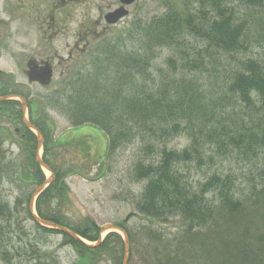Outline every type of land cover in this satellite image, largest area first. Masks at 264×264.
<instances>
[{
	"label": "rangeland",
	"instance_id": "rangeland-1",
	"mask_svg": "<svg viewBox=\"0 0 264 264\" xmlns=\"http://www.w3.org/2000/svg\"><path fill=\"white\" fill-rule=\"evenodd\" d=\"M203 1L138 0L137 6L130 8L131 14L127 18L113 25L104 17L115 5V0H0V70L13 75L18 84L26 83V58L42 46L39 38L52 36L51 31H57L59 33L53 35L49 45L54 54L58 52L67 58L57 72L54 86L58 87L60 71L73 68L83 72L97 53L99 43L116 37L125 38L135 27L145 29L152 20L164 16L169 10L180 12L184 19L190 14L201 17L205 12ZM255 1H223V5L234 8L238 20L248 26L246 48L240 53L229 54L207 48L204 40L185 32L180 47L154 49L155 55L148 67L149 76L145 74L139 84L143 81L147 91L167 87L171 93L179 88V84L200 90L214 110V115L210 111L204 113L208 128L233 121L238 124L244 121L255 130L263 127L264 113L230 99L227 86L242 61L264 59V0ZM78 32L85 38L88 34L89 42L82 40L83 36L79 37ZM75 42L86 51L77 54ZM132 43L128 41L126 44L129 48L135 47ZM69 52L74 54L72 60L68 59ZM172 59L176 60V68L170 64ZM33 88L37 97L50 93L49 90ZM255 105L259 106V103L255 102ZM190 106L195 113L191 115L193 122H188V116L186 120L191 125L168 135L156 131L155 124L151 129L150 119L148 125L135 119L141 117V112H128L122 127L126 137L109 153L106 132L99 135L95 130L90 135L86 131L74 136L77 130L72 129L79 126H74L59 110L49 108L55 120L56 135L66 132L69 135L54 136L51 143L55 144L52 146L54 164L62 171L82 174L66 176L64 186H67L68 197L57 200L58 196H55L52 200L51 204L57 207L61 218L77 228L92 223L104 228L125 221L132 234L128 264H239L236 261L240 255L238 250L264 247V146L252 151L244 143L235 145L227 136H220V140L212 134L201 136L199 122H195L198 112L195 105ZM0 122L4 134H8V122L3 117ZM1 133L2 130L0 200L13 210V217L6 224L0 221L5 227L0 239V264H122L123 240L112 243V247L97 255H86L82 259L79 248L67 241L64 234L44 231L36 225L28 216V204L25 203L35 188L19 178L20 169L28 164L29 159L17 143L21 139L14 134L13 128L10 136ZM195 138L203 151L202 156L178 164L183 176L199 189L213 174L229 175L234 181L235 197L242 201V210L233 215L218 208L213 220L195 229H191L179 215L153 219L140 214L137 202L148 180L136 176V165L157 164L162 158V150L183 151ZM43 152L41 149L40 156ZM42 172L46 178L51 177L45 169ZM207 196L214 199L212 203L216 202L213 192ZM18 200L23 204L18 205ZM33 211L36 213V208ZM110 232L113 231H105L103 237Z\"/></svg>",
	"mask_w": 264,
	"mask_h": 264
},
{
	"label": "trees",
	"instance_id": "trees-1",
	"mask_svg": "<svg viewBox=\"0 0 264 264\" xmlns=\"http://www.w3.org/2000/svg\"><path fill=\"white\" fill-rule=\"evenodd\" d=\"M223 1L204 0L205 12L201 17L190 14L184 19L180 12L169 10L164 16L154 19L145 29L135 27L125 38L116 37L114 40L99 43L97 53L95 52L89 67H85L83 72L70 73L66 89L52 93L49 103L67 116L73 125L91 124L106 132L108 153L120 146L126 137L123 136L122 127L125 126L128 112L129 114L133 111L141 112V117L135 119L145 125L150 123V119L153 123L149 126L151 129L155 124L156 131L168 135L169 132L179 133L191 125L189 123L193 122L191 115L194 112L191 111L190 104L195 105L194 108L198 112V115H195V122H199L201 136H206L204 133L207 136L212 134L218 136L219 140L220 136L223 138L227 136L235 145L244 143L252 151L264 146V126L255 130L248 127L244 121L240 124L233 121L230 124L220 123L216 128L213 125L208 128L204 113L210 111L214 115V110L206 103L200 90L189 89V86H180L179 83L173 82L174 85L179 84V88L174 92L170 93L167 87L147 91L143 81L139 84L145 74L149 76L148 67L150 59L155 55L154 49L180 47V40L185 32L195 34L198 39L207 43V48L215 51L237 54L244 50L248 26L245 22L239 21L237 11L228 4L223 5ZM128 41L133 42L135 47L129 48L126 44ZM181 58L183 59V56ZM170 64L176 68L175 59L170 60ZM227 86L230 99H236L245 103L247 107L257 108L260 113H264V59L249 58L242 61L241 67L232 73ZM7 91L0 88V95L6 94ZM255 102H258L259 106H256ZM186 116L189 117V123ZM41 130L44 135L43 161L56 176L37 199L38 215L44 220L67 226L88 241L96 242L100 237L98 226L92 223L77 228L69 220L61 218L57 213V207L51 204L55 196H58L57 200L68 197L67 186H64L65 177L81 173L65 172L57 168L52 157V146L55 145H51L53 136H49L42 127ZM152 132L155 134L153 130ZM196 140L195 138L188 148L180 152L162 150V158L157 164L136 165V176L148 180L137 202L140 214L153 219L179 215L189 223L191 229H195L213 220L218 208L233 215L242 210V201L235 197L234 181L229 175L213 174L199 186V189L183 176L178 164L202 156L203 151ZM37 143L36 136L25 138L24 148L31 150L32 154L29 155L27 168L21 172L26 184L34 187L46 180L40 164L35 160ZM102 173L103 171L100 174ZM209 192L215 194L216 202L212 203L214 199L208 198ZM21 203L23 204L20 200L17 201L18 205ZM27 204V214L32 218L29 212V199L26 200ZM12 217L13 210L0 200V221L6 224ZM115 225L127 231L131 239L132 234L125 221ZM37 226L44 231H56ZM4 231L5 227L0 223V239ZM67 238L79 248L82 259L86 255H97L112 247V243L122 241L116 232L109 233L104 241L96 246L74 241L69 236ZM238 252L240 255L236 261L239 264H264L263 246L240 249Z\"/></svg>",
	"mask_w": 264,
	"mask_h": 264
},
{
	"label": "flooded vegetation",
	"instance_id": "flooded-vegetation-1",
	"mask_svg": "<svg viewBox=\"0 0 264 264\" xmlns=\"http://www.w3.org/2000/svg\"><path fill=\"white\" fill-rule=\"evenodd\" d=\"M138 0H115V5L113 8H110L107 13L116 11L121 8H125L127 10V13L125 16H123L117 23H113V25L118 24L119 22H122L125 20L130 14V8L132 6H137ZM37 12V10H34ZM105 20H107V16L104 17ZM41 19L43 20L44 17L41 16ZM109 22V21H108ZM111 23V22H110ZM59 32L57 31H51V35L49 37L43 36L39 38V43L42 45L39 49H37V52H33V54H30L25 61L26 69L24 71V74L27 78L26 83H21L18 84L17 81L14 82V80H5L7 77L6 74L0 70V88H4L5 86H8L9 93L8 95L12 94H19L22 95L21 93L28 94V102L26 103V108L24 109L23 104L19 107L18 102H5V101H0V121L1 117H3L7 122L8 125H10V128L6 130L8 134H4L5 130L1 127V122H0V130H2L1 135L2 136H10L9 133L13 132L16 136H33L31 132V128L29 125H34L33 121H35L36 118H39L43 115L42 109L38 107V102L36 100V95L33 93V87L40 88L42 90H49L50 92L55 91L57 89V86H54L55 79L57 76V72L59 69L62 68L63 62L67 60V58H64L62 55L53 52V48L49 45L51 42V38L53 35H57ZM79 37H82V40L85 39L86 43L89 42V36L86 34L82 35L78 32ZM74 50L77 51V54L79 52L84 53L86 51L85 48H80L79 43L75 42L74 43ZM69 60H72L74 58L73 52H69ZM31 63V66L33 68H36L37 70H41L44 67H52L53 69V76L55 79H53L52 83L48 86L42 85L41 83L37 81H31L29 75L27 74V71L29 69V64ZM67 69L66 70H61L59 73L60 78H64L67 75ZM53 77V78H54ZM12 89L14 91H18L19 93L12 92ZM21 92V93H20ZM5 102V103H4ZM11 112H15L17 114H21V118L18 119L16 117H13ZM28 117V121L25 122V117ZM42 124V121H41ZM12 126V127H11ZM31 131V132H30ZM55 136V135H54Z\"/></svg>",
	"mask_w": 264,
	"mask_h": 264
},
{
	"label": "water",
	"instance_id": "water-1",
	"mask_svg": "<svg viewBox=\"0 0 264 264\" xmlns=\"http://www.w3.org/2000/svg\"><path fill=\"white\" fill-rule=\"evenodd\" d=\"M124 13L125 12H121V13L115 12V13H111L109 16H115V17H113V21H117L119 19V17H121ZM29 74H30L32 80H38L42 84H45V85L50 83L51 77H52V71L50 68H45V69H42L41 71L31 70V72H29ZM39 138H40L39 146H41L42 145V137L39 136ZM37 161H39V163L41 164L42 167L50 170L48 165L45 164L40 157H37ZM53 178H54V175L52 174V177L49 178L45 184L48 185L52 181ZM45 184L37 189V191L35 193L36 195H39L40 192H42L44 190ZM34 197L32 199V203L34 201ZM33 217H34L36 222L40 223L41 225H43L45 227L58 229L61 232L71 236L75 241H80V242L86 243L80 236H78L76 233H74L72 230L68 229L65 226L57 225L53 222L43 220L35 214H33ZM107 229L120 230L124 234V260H123V264H128L129 255H130V243H129L128 234L123 229H121L120 227H117V226L112 225V224L108 225L105 228H102L101 232H104ZM102 241H103L102 239H99L97 244H100Z\"/></svg>",
	"mask_w": 264,
	"mask_h": 264
},
{
	"label": "bare ground",
	"instance_id": "bare-ground-1",
	"mask_svg": "<svg viewBox=\"0 0 264 264\" xmlns=\"http://www.w3.org/2000/svg\"><path fill=\"white\" fill-rule=\"evenodd\" d=\"M46 173H49V171H48V170H46Z\"/></svg>",
	"mask_w": 264,
	"mask_h": 264
}]
</instances>
